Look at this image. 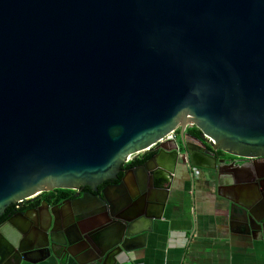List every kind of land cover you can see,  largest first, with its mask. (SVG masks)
I'll return each instance as SVG.
<instances>
[{"label":"water","instance_id":"water-1","mask_svg":"<svg viewBox=\"0 0 264 264\" xmlns=\"http://www.w3.org/2000/svg\"><path fill=\"white\" fill-rule=\"evenodd\" d=\"M260 158L264 0H0V217L43 193L89 189L0 222V264L123 260L177 201L179 167L191 191L197 171L219 185L249 169L254 202L231 198L225 209L255 239L264 163L250 161ZM105 180L115 183L99 191Z\"/></svg>","mask_w":264,"mask_h":264},{"label":"crops","instance_id":"crops-1","mask_svg":"<svg viewBox=\"0 0 264 264\" xmlns=\"http://www.w3.org/2000/svg\"><path fill=\"white\" fill-rule=\"evenodd\" d=\"M197 172L191 191L186 169L177 168L173 187L178 189L177 201L166 208L163 221L145 244L115 264H264V233L255 239L246 235L225 209L228 199L250 202L255 198L258 191L249 182V169H241L239 178L222 175L219 185L207 181L208 173ZM257 205L263 213L264 204ZM97 222L92 218L89 223ZM48 264L77 263L70 257L60 262L51 259Z\"/></svg>","mask_w":264,"mask_h":264},{"label":"flooded vegetation","instance_id":"flooded-vegetation-1","mask_svg":"<svg viewBox=\"0 0 264 264\" xmlns=\"http://www.w3.org/2000/svg\"><path fill=\"white\" fill-rule=\"evenodd\" d=\"M187 125H190V124H187ZM192 125H195V124H192ZM179 134H180V129H176L173 132V137L178 138ZM184 135L187 137L188 142L193 143L194 145L196 144V145H200L201 146V144L199 143V137L201 136V133L195 127L187 128L185 130ZM206 148L208 150H211L209 148V146H206ZM147 151L148 152H146V153L135 154V155L132 156V158H131V160L129 162L123 163L122 169L124 171H123V173H120L118 175V177L119 178L122 177V175L124 173H127L130 169H133V168H135V167H137V166H139L141 164H144V163L148 162L156 153L155 147H152V148L148 149ZM217 155H218V160H220V161L224 160V161L229 162V161H237L238 160L235 157L224 155L221 152H218ZM250 162H251L252 165L254 164V165H258L259 166L260 164L264 163V158H260L259 160H251ZM129 176L131 178L135 179L136 178V173L130 172ZM129 181L130 180L126 181V184H125V186L123 188L127 192H128V189H131V183ZM113 183H115V181H113V180H108V181L105 180L104 182L100 183V185L98 186V190L100 191V190L104 189L105 187H107L108 185L113 184ZM86 192H89L88 188H81V189H79V191H67L66 193H62L61 190H56L54 192H48V193H51V194H48L43 199H40L37 204H36V202H37L36 199L38 197H40L42 194L39 195L37 198H35L33 200H25V201H22V202L12 203L5 209L4 214L0 217V222H2V220L4 218L8 217V216H12V215H15V214H18V213H22V212H25V211L33 210V209L39 207L42 202H46L48 204L56 205V204H59L61 201L65 200V199L74 198L76 196H81L82 194H84ZM109 194L111 195V198H113L112 194H115V196H116V193H114V191H112ZM66 207H67L66 204L63 205L64 209L62 208V210H65ZM9 212H11V213H9ZM98 219H99L98 220L99 222H102V220H103L102 214H100ZM92 258H93V256L91 254H85L84 256H80L79 260L83 262V261L90 260Z\"/></svg>","mask_w":264,"mask_h":264},{"label":"trees","instance_id":"trees-1","mask_svg":"<svg viewBox=\"0 0 264 264\" xmlns=\"http://www.w3.org/2000/svg\"><path fill=\"white\" fill-rule=\"evenodd\" d=\"M61 192H62V193H66L67 191H63V190H61ZM48 194H51V193H44V194H42L40 197H38V198L36 199V201H37L36 204L39 202L40 199H43V198H44L46 195H48ZM9 213H11V212H9ZM9 213H8V214H9ZM4 219H5V218H4ZM4 219H3V220H4ZM3 220H2V221H3Z\"/></svg>","mask_w":264,"mask_h":264},{"label":"built area","instance_id":"built-area-1","mask_svg":"<svg viewBox=\"0 0 264 264\" xmlns=\"http://www.w3.org/2000/svg\"><path fill=\"white\" fill-rule=\"evenodd\" d=\"M173 135L169 136L168 139L172 138ZM132 158V157H131ZM131 158H129L125 163L129 162L131 160Z\"/></svg>","mask_w":264,"mask_h":264}]
</instances>
